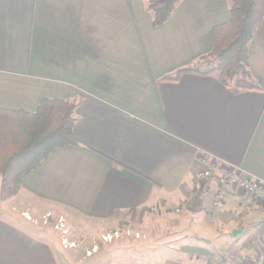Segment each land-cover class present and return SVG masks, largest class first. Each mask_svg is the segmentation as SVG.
Wrapping results in <instances>:
<instances>
[{"label": "crops", "instance_id": "0c3cea01", "mask_svg": "<svg viewBox=\"0 0 264 264\" xmlns=\"http://www.w3.org/2000/svg\"><path fill=\"white\" fill-rule=\"evenodd\" d=\"M148 1L0 0V110L76 105L75 144L52 151L0 209V264H97L75 262L38 226L37 203L65 228L145 210L135 264H242L264 247V206L230 190L215 207L214 180L193 190L212 164L264 182V32L248 48L257 90L235 93L215 75L164 80L209 54L229 4L181 0L154 27Z\"/></svg>", "mask_w": 264, "mask_h": 264}, {"label": "trees", "instance_id": "16d2710c", "mask_svg": "<svg viewBox=\"0 0 264 264\" xmlns=\"http://www.w3.org/2000/svg\"><path fill=\"white\" fill-rule=\"evenodd\" d=\"M181 0H149L154 27L165 24ZM229 21L211 32V51L194 64L177 70L164 80L182 74L215 75L235 93L257 90L247 64L249 44L264 32V0H228ZM68 101L41 100L33 113L0 110V201L23 189V180L55 149L74 145L73 112ZM145 210H131L134 224L141 223Z\"/></svg>", "mask_w": 264, "mask_h": 264}, {"label": "rangeland", "instance_id": "374dc122", "mask_svg": "<svg viewBox=\"0 0 264 264\" xmlns=\"http://www.w3.org/2000/svg\"><path fill=\"white\" fill-rule=\"evenodd\" d=\"M10 199L0 201V209L3 204ZM6 203L10 205V201ZM13 206L16 207L15 203ZM44 209L45 208H43V206L37 203L38 226L43 228V230L51 236L52 240L58 242L61 246L63 239H66L68 243L75 244V247L72 249L64 248L62 246L65 250L74 251L72 258L75 262L83 258H90L97 264H124L125 262L135 264L136 261L138 262L139 259H142L140 257L144 254L143 251L146 248L145 246L148 244V239L140 230L135 232V230L140 228L142 220L141 223L134 224L130 221L129 217H125L126 219L122 218L120 220L118 218L117 222L112 221L111 223H106L105 225H97L91 223L90 221L86 222L83 220L80 223H74V225L71 226L72 228H64L67 231V234L62 235L61 231L56 228V224H58L59 220L63 218H56L57 216L55 214H39L43 212ZM14 211L21 213L20 210H17V208ZM21 216L23 217V213H21ZM126 231L128 232V235L126 234ZM114 232H118L120 237L113 239L109 243H105L101 240L102 235L112 234ZM93 250H96V252L87 256L88 251L93 252ZM132 253L135 254L133 259L129 258Z\"/></svg>", "mask_w": 264, "mask_h": 264}, {"label": "built area", "instance_id": "2783aa9c", "mask_svg": "<svg viewBox=\"0 0 264 264\" xmlns=\"http://www.w3.org/2000/svg\"><path fill=\"white\" fill-rule=\"evenodd\" d=\"M204 163V160H201ZM214 180L217 185V192L214 197L213 205L216 207L225 200L227 193L230 190H234L247 196L252 202L259 206H264V182L258 179H254L246 176L239 168L234 166H228L226 164H212L207 165L204 169H199L194 173L193 190L201 191L203 183ZM178 212V210H176ZM23 217L30 220L28 214H23ZM46 218V217H45ZM56 228L59 229L62 235H66L67 231L64 229V221L60 219ZM128 232L126 231V234ZM128 235V234H127ZM120 237L118 232L112 234H106L101 236V240L105 243L111 242L113 239ZM62 246L64 248L72 249L75 244L68 243L66 239L62 240ZM87 253V256L95 253ZM242 264H264V247L256 253V255L250 260H244Z\"/></svg>", "mask_w": 264, "mask_h": 264}]
</instances>
